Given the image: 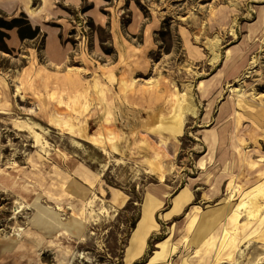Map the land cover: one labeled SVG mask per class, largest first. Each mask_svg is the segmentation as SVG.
<instances>
[{
    "label": "rangeland",
    "instance_id": "1",
    "mask_svg": "<svg viewBox=\"0 0 264 264\" xmlns=\"http://www.w3.org/2000/svg\"><path fill=\"white\" fill-rule=\"evenodd\" d=\"M23 4L0 0L4 20L22 13L39 29L36 38L24 40L16 28L4 30L9 52L0 50V264H57L55 249L67 243L66 264H189L211 235L205 257L213 261L239 202L235 197L231 208L220 202L231 189L229 182L264 181V124L240 112L229 92L230 85L242 83L264 93V35L246 37V25L264 0H48L35 21ZM42 6V0L30 2L34 10ZM214 36L219 58L210 64ZM242 53H247L246 64L234 79L233 60ZM122 80H134L133 89H124ZM187 83L196 116H186L181 135L174 138L152 130L159 127L158 117L169 115L172 88L181 93ZM149 86L156 92L142 96ZM219 88L209 121L203 122L207 100ZM226 100V116L216 119ZM53 110L82 118L88 130L69 133L55 127L49 120ZM103 118L109 121L107 129L126 137L120 152L102 151L89 138L104 133ZM13 121L33 127L41 144L36 146L31 130L15 129ZM204 132L213 135L210 150ZM156 154L164 171L173 166L162 181L149 163ZM37 155L45 170L34 167ZM67 157L98 173L105 191L71 178V195L93 202L83 228L74 224L67 206L49 202L36 186L42 178L44 185L50 183L53 165L67 171ZM8 173L28 180L35 192L27 196L15 185L8 187ZM191 178L196 179L193 185ZM159 182L168 192L164 202L145 190ZM213 182H220L217 189H211ZM108 187L127 197L121 207L111 203ZM257 233L238 246L234 261L220 264H264V235ZM32 237L46 251L36 255L28 243Z\"/></svg>",
    "mask_w": 264,
    "mask_h": 264
},
{
    "label": "bare ground",
    "instance_id": "2",
    "mask_svg": "<svg viewBox=\"0 0 264 264\" xmlns=\"http://www.w3.org/2000/svg\"><path fill=\"white\" fill-rule=\"evenodd\" d=\"M32 0H24L23 9L27 16L32 19L36 20L37 17L41 14V12L44 10V6L46 5L48 0H42L43 6L41 9L34 10L30 7V2ZM246 28L248 29V34L246 37L248 39H258L264 35V7L260 6L257 8V14L254 21L248 23L246 25ZM230 35L235 36L234 30L230 29ZM215 39V42L210 41L209 43V50L211 57L209 58V63L214 64L217 62L219 58V52H218V40L216 39V36L213 37ZM230 54V53H229ZM229 55H227L228 57ZM247 58V53H242L237 56H235L233 62H234V71L232 73V77L234 79L237 78V74H239L240 68H243L245 66ZM250 64L254 65V61H252ZM242 70V69H241ZM240 70V71H241ZM39 72H37L38 74ZM36 74V75H37ZM246 78L249 76H245ZM238 81V80H236ZM235 81V82H236ZM134 80L126 81L122 80L121 84L124 89L132 90L133 89V83ZM205 82V81H201ZM151 84V83H149ZM204 85V84H203ZM229 92L234 93L235 95V106L238 107L239 111L245 112L247 115H249L252 120L254 121H260L264 124V93H259L255 91V89L252 87V85H242V83H236L234 85H230ZM249 86V87H248ZM229 87V86H228ZM250 89V92L247 88ZM201 88V83L199 84V87ZM173 101L174 103L171 106V109L169 111V115L165 117H158L156 121H158L159 127L153 128L155 132L159 133L160 135L167 134V136L170 137H176L180 136L182 133V129L184 126V118L186 116L195 117L196 116V105L193 101V98L191 96V84H185V90L181 93L173 87ZM135 90V89H134ZM142 90V89H141ZM155 88L149 86L147 88H144L141 92L142 96H151L155 93ZM20 93L19 89H16V95ZM222 93V89L219 88L215 91V93L207 100V104L204 108V115H203V122L209 121V116L211 113L213 102L219 97ZM21 95V94H20ZM22 99L23 96L21 95ZM39 106H36L38 108ZM226 109H227V100L218 108L217 117L216 119H222L226 116ZM240 117L235 118V121L237 122V127L239 129V120ZM49 120L51 124H53L55 127L68 131L69 133L74 132L75 130L81 129V132H85L88 130V125L86 121H82V118H79L78 116H75L74 118H71L70 115L63 116L62 114L58 113L57 111L53 110L49 113ZM253 123V122H251ZM109 121L107 119L102 120V127L104 128V133H97L93 136H89L91 141H93V144L100 147L102 151L106 152L107 148H110L111 150L115 152H120V142L124 141L125 138L118 137V135L110 129H107L105 125H108ZM13 126L15 129L19 131H24L26 128L27 130H31L33 133V137L37 145L41 144L40 134L35 133L32 129L33 127L29 126L24 121H13ZM239 131V130H238ZM237 131V132H238ZM264 132V131H263ZM239 135V134H237ZM165 137V136H164ZM213 135H209V133L204 132L203 133V142L207 144V148L210 150L212 144H214ZM239 142H241L240 137L237 138ZM163 141V140H162ZM220 144L219 147L223 148L225 137L223 134H221L219 138ZM174 142V141H173ZM123 144V143H122ZM46 145V143H45ZM43 146V145H42ZM235 146L236 145H232ZM176 150V147H174ZM44 147H42V150ZM124 149V148H123ZM126 154L127 152L124 150L121 151V154ZM57 157H55L56 159ZM69 160V161H68ZM259 161H262L263 158L259 157L257 159ZM57 164L60 163V158H57ZM34 167H38L40 170L44 169L45 161L42 157L37 155L36 161L33 162ZM154 170H156L157 178L159 181H162L164 178V172H170L172 170V165H167L166 170L164 171L161 167V161L160 156L157 154L152 156L150 162H149ZM67 171H62L58 166L53 165L52 166V179H50V183L48 185H44L42 182H46L43 178L39 180L41 184L39 183L36 185L41 189V194L47 198V200L51 203H54L57 207H62L63 205L67 206V209L71 211V216L74 218V224H81L82 228L84 225L85 220V214L87 208H92V201L82 202L78 199H75L71 193L69 192L70 186V180L71 178H76L82 185H85L87 188L92 189L95 187V185H98V190L101 194H105V191L102 187V180L100 179V175L96 173L95 171L91 170L88 166L76 162L73 163L68 157L67 161L65 162ZM38 171V170H37ZM43 172V171H42ZM18 175L22 174L19 172ZM0 178H3V176H0ZM196 179L191 178L189 179V184L193 185L195 183ZM3 182V181H1ZM13 182H24L23 184L20 183H13ZM25 182H27L25 184ZM28 180H25L23 177L19 179H15L13 177H10V174L8 173V187H12L15 185V187H19V189L24 193L25 195L29 196L32 193L35 192L34 189L29 188ZM251 182H238V184L235 183V185L232 184V182H229L231 185V189L226 194L225 197L221 199V203L224 205V207L231 208V203L233 202L234 198L238 197L239 202L231 209L230 216L227 219V224L225 227L224 233L220 236L219 242L216 245V251L213 257V261H209L205 257L206 252V243L212 239V235L205 239L202 245L199 246L195 250L192 256L189 258V264H220L223 262H229L234 261L233 256L236 254V252L239 250L238 246L241 245L244 239H248L247 237L250 234H261L264 235V181L254 182L250 185ZM218 184L220 182H213L211 184V189H217ZM108 192L110 193V201L112 204L121 207L126 202V196L122 194L119 190L108 187ZM146 192L151 195L154 198L159 199L160 201L164 202L165 199L168 197V192L164 191V186L159 182L158 185L154 184H148L145 187ZM163 191V192H162ZM16 209L15 211L19 210L21 208L18 203H14ZM92 212V210H91ZM90 212V213H91ZM241 219H244L241 222ZM60 234H64V232H60ZM262 238V237H261ZM29 245L36 251V255H39L40 251L43 250V244L41 240L32 237L29 240ZM212 246H208V251H210ZM70 249V246L67 244H63L62 246L59 245L55 249V259L57 264H66V252H68ZM46 250H43V252ZM231 261V262H232ZM230 262V263H231ZM177 264V263H176Z\"/></svg>",
    "mask_w": 264,
    "mask_h": 264
},
{
    "label": "trees",
    "instance_id": "3",
    "mask_svg": "<svg viewBox=\"0 0 264 264\" xmlns=\"http://www.w3.org/2000/svg\"><path fill=\"white\" fill-rule=\"evenodd\" d=\"M24 15L21 13L19 17H13L9 21L4 20L0 17V50L8 53L9 50L4 42V30H9L12 28L17 29V35L20 40L24 39H34L39 34L38 27L32 28L31 25L24 20Z\"/></svg>",
    "mask_w": 264,
    "mask_h": 264
}]
</instances>
